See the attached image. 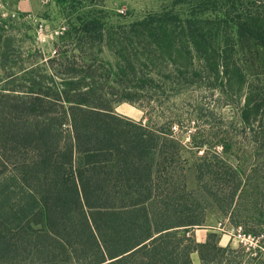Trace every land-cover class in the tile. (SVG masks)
Here are the masks:
<instances>
[{
  "label": "trees",
  "instance_id": "16d2710c",
  "mask_svg": "<svg viewBox=\"0 0 264 264\" xmlns=\"http://www.w3.org/2000/svg\"><path fill=\"white\" fill-rule=\"evenodd\" d=\"M176 19L85 23L80 32L114 55L102 63L106 71L66 57L54 68L59 60L50 59L39 79L31 71L19 87L0 90V264H194V253L201 264L243 263L244 252L221 246L217 232L204 243L188 236L199 224L159 161L164 129L150 131L111 107L150 106L158 79L146 69L194 66L190 43L203 35ZM112 76L121 88L112 87ZM233 225L264 233V218L258 232L248 222Z\"/></svg>",
  "mask_w": 264,
  "mask_h": 264
},
{
  "label": "rangeland",
  "instance_id": "374dc122",
  "mask_svg": "<svg viewBox=\"0 0 264 264\" xmlns=\"http://www.w3.org/2000/svg\"><path fill=\"white\" fill-rule=\"evenodd\" d=\"M164 14L176 16V25L191 21L203 35L200 43H190L194 66L181 70L169 61L146 69L158 79L150 106L122 102L111 107L150 131L166 132L167 148L159 161H165L166 176L180 186L181 204L188 209L185 214L199 224L188 236L196 239L199 230L217 232L220 240L229 237L227 247L243 251L216 228L221 223L248 222L247 228L258 232L256 225L264 218V4L251 0H0V90L8 93L13 86L19 87L31 71L39 79L50 59L59 60L54 68L66 57L79 65L96 62L106 71L102 63L113 62L114 55L105 43L91 41L80 32L85 23L106 28ZM64 25L68 34L52 36ZM46 71L60 81L52 68ZM97 73L103 72L98 69ZM159 75L165 76V83ZM111 79L112 87H122L115 77ZM177 143L182 147L178 152L173 150L179 148ZM239 179L227 211L225 205ZM243 254L242 264H264Z\"/></svg>",
  "mask_w": 264,
  "mask_h": 264
},
{
  "label": "built area",
  "instance_id": "2783aa9c",
  "mask_svg": "<svg viewBox=\"0 0 264 264\" xmlns=\"http://www.w3.org/2000/svg\"><path fill=\"white\" fill-rule=\"evenodd\" d=\"M48 3V0H43ZM14 14L13 16H15ZM30 18H32L30 16ZM42 28V25H41ZM68 28L64 25L52 33V36L60 38L67 32ZM216 230L222 234L231 236L236 241L243 252L252 260H259L264 263V233H247L242 225L219 224Z\"/></svg>",
  "mask_w": 264,
  "mask_h": 264
},
{
  "label": "crops",
  "instance_id": "0c3cea01",
  "mask_svg": "<svg viewBox=\"0 0 264 264\" xmlns=\"http://www.w3.org/2000/svg\"><path fill=\"white\" fill-rule=\"evenodd\" d=\"M134 111H136V110H134ZM209 233H210L209 230L196 231L195 232L196 241L199 242V243H204L207 240V237H208ZM229 244H230L229 237L228 236H222L221 240H220V245L223 246V247H227ZM192 256H193L192 257L193 263L196 264L195 262H197L198 264H200V262H199L200 259H199L198 254H196V255L192 254Z\"/></svg>",
  "mask_w": 264,
  "mask_h": 264
},
{
  "label": "water",
  "instance_id": "95a60500",
  "mask_svg": "<svg viewBox=\"0 0 264 264\" xmlns=\"http://www.w3.org/2000/svg\"><path fill=\"white\" fill-rule=\"evenodd\" d=\"M251 1H254V2L259 3V4H264V0H251Z\"/></svg>",
  "mask_w": 264,
  "mask_h": 264
}]
</instances>
